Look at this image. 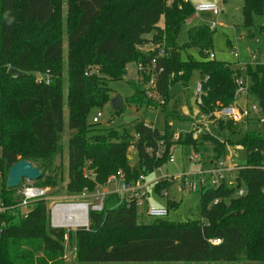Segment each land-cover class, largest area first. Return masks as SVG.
Returning a JSON list of instances; mask_svg holds the SVG:
<instances>
[{"label":"trees","instance_id":"1","mask_svg":"<svg viewBox=\"0 0 264 264\" xmlns=\"http://www.w3.org/2000/svg\"><path fill=\"white\" fill-rule=\"evenodd\" d=\"M57 1L0 0V194L6 204L20 200L19 187H8L7 178L10 167L21 159L41 170L37 186L58 185L54 160L64 151L61 136L66 107L70 129L67 190L72 194L80 195L86 187L94 191L96 184H106L121 169L128 183H136L140 167L147 174L161 166L175 144L185 150L195 147L193 151L200 154L210 148L211 160L224 159L233 143L230 137L222 140L211 132L195 136L193 128L176 138L171 125L162 134L144 120L136 123L135 134L114 128L98 130V123L89 122L94 109L111 102L109 80L122 78L130 63L152 66L153 59H157L158 73L155 89L164 104L147 97L140 86L129 102L155 103L167 118L184 119L177 102L170 106L174 99L170 89L177 82L187 86L197 67L202 80L208 76L198 103L201 113L211 115L235 103L236 78L243 76L225 61L207 55L213 48L210 25L199 24L189 31L187 46L199 48L205 55L203 61L182 57L185 49L177 35L195 14L190 1L75 0V9L66 16L59 12ZM242 12L245 26H253L254 16L264 14V0H244ZM64 27L68 28L69 47L67 97L59 65L64 55ZM160 47L165 48L164 55ZM11 65L26 75L10 74ZM46 72L51 81H38L39 74ZM247 76L251 80L248 98L264 112V65L248 66ZM256 124L264 126L257 116L239 121L220 116L219 130L230 135L244 132L237 144L247 150L248 162L237 169L235 187L225 180L217 188H200V219H155L139 224L136 203L113 192L105 196L102 210L90 209L89 225L73 232L53 226L47 198H39L26 213L0 214V264H65L67 240L77 241L82 248L80 264H264V129L252 128ZM161 139L166 151L158 157L149 149L156 150ZM132 146L140 167L130 164ZM87 168L93 171L92 177H85ZM167 181L161 179L158 186ZM241 187L247 193L234 196ZM215 199L219 202L212 204Z\"/></svg>","mask_w":264,"mask_h":264},{"label":"rangeland","instance_id":"2","mask_svg":"<svg viewBox=\"0 0 264 264\" xmlns=\"http://www.w3.org/2000/svg\"><path fill=\"white\" fill-rule=\"evenodd\" d=\"M193 5H197L204 2H213L216 0H188ZM244 0H227L222 4V12L215 16L211 13L203 14L202 18L196 16L181 27L178 35L177 42L183 47L182 57L183 59H193L194 61L201 62L205 58V55L201 52L199 48H191L187 46L189 41V31L191 28L199 24L211 25L212 22L217 23V27L213 28V48L210 52L215 53L217 60H222L228 63L232 69L238 70L242 73L243 77L249 79L247 76V67L251 66L255 68L258 64H262L261 60H253L252 53H264V14H256L253 18V26H245V19L242 12ZM59 12L66 16L68 10L75 9V0H63L57 1ZM67 27L63 30L64 39V55L61 62V67L63 68V91L65 96L68 94V57H69V47L67 42ZM40 75V74H39ZM140 75L138 73V65L136 63H130L126 66V72L120 79L109 80V86L112 89V97L120 94L125 103L123 109L120 113H116L110 102L104 108H96L92 111L89 116V122H93V117L98 115L99 112L102 113L100 121L98 122V127L100 129H110L114 128L119 132L123 133L125 131L135 134V125L139 120H144L148 124H152L157 128L160 133L166 131V125L172 126L175 135L181 133L190 132L195 126V130L199 131L195 136H202L206 132H211L222 140H226L230 137L233 142L228 145L226 150V159L228 164L234 166V170L227 173V183L232 182V186L237 185V169L239 167H244L248 162L247 150L242 145H238L237 142L244 136V132L230 135L226 130H219L217 123L219 120V113L216 109L214 114L205 115L199 110L198 104H196V88L198 83L202 80L201 70L199 68H194L192 70V75L189 82L184 85L182 82L175 83L170 89V97L174 98L170 102L173 105L174 102L178 103V108L183 109L185 106L189 110V118H179L175 119L173 117H168L166 111L163 108H158L155 103L152 105H147L146 103H134L129 102L127 99L136 94L138 87H142L145 93L151 91L154 93V87L149 81L139 84ZM147 97L148 94H147ZM150 98V97H149ZM239 103L243 106L249 105L250 108L256 103L250 98L247 99L245 96H240ZM189 103H192L193 107H189ZM192 109L193 112H192ZM183 112V111H182ZM184 113V112H183ZM187 115V114H186ZM184 117V116H183ZM192 117V118H191ZM206 117V121L203 119ZM69 110L68 107L65 109V125L64 132L61 136V143L64 146V151L58 155L54 160V170L58 173V185L56 187H45L47 190V201L49 206L52 207L56 202L60 203H72V202H89V212L93 206L100 204L101 199L94 194H109L113 192H118L124 186L122 180L110 181L111 177L118 172L112 174L108 182L104 185L96 184L93 188L94 191L89 187L85 189L88 190L87 197H80L78 194L69 193L67 190V184L69 182L68 178V144L70 138V129L68 126ZM203 120V121H201ZM195 121V122H194ZM205 122L207 124H205ZM207 125L209 128H207ZM252 128H262L264 126L261 124H256ZM177 147V149H175ZM181 147V148H178ZM196 148L184 149L183 146H178L177 144L170 147L171 153L174 155L176 162L165 161L161 166L149 171L145 174V179L139 180V186H147V191L149 196L145 200L143 205L137 207V221L139 224H150L155 219L147 213V208L151 204H157L162 206H167L169 208V214L162 218L173 222H183L186 220H195L201 218V189L187 191L183 189V182L179 179V175L186 172H194L199 170L201 163L207 164L208 161L214 157V153L210 150H200L202 154V162L199 164L192 163L188 159V153L190 154ZM170 153V154H171ZM1 154V148H0ZM129 161L131 165H138L137 151L133 148L129 150ZM140 167V166H139ZM140 176L144 174L143 169L140 167ZM167 177H174V182H164L160 183L161 179H166ZM197 178V177H196ZM36 180L24 179L22 185H33L37 186ZM2 180L0 178V190L2 189ZM132 184V183H131ZM229 184V183H228ZM230 185V184H229ZM21 186V185H20ZM19 186V187H20ZM43 188V187H42ZM98 188L97 190H95ZM237 193L234 194L236 196ZM50 223L52 221V215L50 218ZM53 225V224H52ZM57 225V224H56ZM89 225V222H88ZM88 225H75V226H64L60 225L68 231L71 230L75 232L78 228L87 227ZM57 227V226H56ZM81 254H83L82 248L77 245V241L67 240L64 244V262L65 264H80Z\"/></svg>","mask_w":264,"mask_h":264},{"label":"built area","instance_id":"3","mask_svg":"<svg viewBox=\"0 0 264 264\" xmlns=\"http://www.w3.org/2000/svg\"><path fill=\"white\" fill-rule=\"evenodd\" d=\"M226 0H216L213 2H204L197 5H194L195 7V14L192 18L189 20L195 18L196 16H200L202 18L203 14L205 13H211L215 16L219 15L222 12V4L225 3ZM172 0L169 1V4H171ZM212 28L217 27V23L212 22L210 25ZM159 53L161 55H164L166 53L165 48L160 47ZM207 55L211 59H215L216 55L213 52H207ZM252 59L253 60H261L262 64L264 65V53H258L253 52L252 53ZM157 63V59L152 60V66L148 65L145 66L142 63L137 64L138 65V73L140 75V79H144L146 76L149 77V82L154 87V93L151 91L147 92L148 96L150 98H153L155 101H157L159 104H164L165 99L163 96L158 94L155 87L157 84V71L155 64ZM208 79V76L204 80H201L196 88V104L201 102V94L203 93V83L205 80ZM141 80V81H142ZM38 81H45L46 83H49L51 81V76L49 72H46L44 74H41L38 76ZM236 84H237V91H236V101L235 103L229 105V106H222L218 113L220 116H225L234 119L235 121L242 120L245 116H257L260 119V122L264 124V112L261 109V106L258 103H255L252 108L249 107L247 104L246 106L241 105L239 101L240 96H245V98L249 99V91H250V83L248 80H246L244 77H237L236 78ZM240 107H242V112L240 111ZM102 116V113L99 112L98 115L93 117V122L98 123L100 121V117ZM219 116V117H220ZM204 121H206V117L204 118ZM205 124H207L205 122ZM195 127V126H194ZM176 138L179 137V135H175ZM138 138V134L136 135ZM133 149H135L134 146H132ZM150 152L155 153L156 156L160 157L165 154L166 151V143L164 139L159 140L157 149L150 148ZM188 159L192 163H198L202 162V155L198 152L192 151L190 154L187 155ZM170 162H176V159L174 155L171 153ZM201 167L199 170L194 172H182L179 175V179L181 182H183V189H186L187 191L192 190H198L199 188H203L205 186H213V187H219L223 181H227V173L230 171H233L235 168L230 163L228 164L226 159H220L217 161L211 160L210 163L204 164L201 163ZM93 176V171L91 169H85V177L89 178ZM197 177V178H196ZM122 180L123 182L126 181L125 179V173L121 169L118 171V174H115L111 177L110 181L113 180ZM145 179V174L139 178V180ZM167 179L170 182H174V177H167ZM139 180L136 183H126L124 182V186L122 189L118 190V193L122 197H127L129 200H133L136 203V206L143 205L145 200H147L149 196V192L147 191V186H139ZM230 186H232V182H228ZM98 189V188H97ZM18 193L20 195V200L13 204H6V202L3 200L1 194H0V214L3 213H11V214H17L18 211H21L22 213H26L29 208L31 207L32 203L39 199V198H46L47 196V190L39 187V186H33V185H22L19 187ZM88 190L84 189V191L79 195L80 197H87L88 196ZM247 193V189L245 187H241L237 189V196H244ZM95 196L99 197L101 199V203L93 206L92 209L95 210H102L103 209V200L107 194H94ZM219 202V199H215L212 204H217ZM78 205V204H85L89 208V202H72V203H60L56 202V204L52 207L51 215H52V221L55 224V213L56 208L59 205ZM147 213L157 219H162L166 217L169 214V208L167 206L162 205H156L151 204L147 208ZM56 225V224H55ZM220 239H217L215 242H220Z\"/></svg>","mask_w":264,"mask_h":264},{"label":"water","instance_id":"4","mask_svg":"<svg viewBox=\"0 0 264 264\" xmlns=\"http://www.w3.org/2000/svg\"><path fill=\"white\" fill-rule=\"evenodd\" d=\"M9 73L14 76L26 75V72L19 70L13 65L9 67ZM111 103L115 110H119L121 107H123L125 100L120 94H117L112 97ZM239 108L240 111L242 112L243 111L242 107L239 106ZM41 176H42L41 170L38 167H36L31 161H28L26 159H21L10 167L7 178V186L12 188H17L21 185L24 179L39 180ZM86 207H87V222L86 224H84V226L88 225L89 222V208L87 205ZM52 224L53 226L59 227V225H55L54 222ZM0 236H1V231H0Z\"/></svg>","mask_w":264,"mask_h":264},{"label":"bare ground","instance_id":"5","mask_svg":"<svg viewBox=\"0 0 264 264\" xmlns=\"http://www.w3.org/2000/svg\"><path fill=\"white\" fill-rule=\"evenodd\" d=\"M55 224L64 226H81L87 222V207L85 204L59 205L56 208Z\"/></svg>","mask_w":264,"mask_h":264},{"label":"crops","instance_id":"6","mask_svg":"<svg viewBox=\"0 0 264 264\" xmlns=\"http://www.w3.org/2000/svg\"><path fill=\"white\" fill-rule=\"evenodd\" d=\"M226 1H227V0H226ZM226 1H225V2H226ZM143 49L145 50V48H143ZM246 79H247V78H246ZM247 80L249 81V79H247ZM189 105H190L189 107H193V106H192V103H189ZM181 108H182V107L178 108V111H179L180 115H182V116H184V117H186V118H189V117H187V116H190V115H189V114H190V113H189V110H188L185 106H183V109H182V111L184 112V113H183V112L181 111ZM193 110H194V109H192V112H193ZM186 114H187V115H186ZM191 118H192V117H191ZM203 120H204V119H203ZM203 120H201V121H203ZM194 122H195V121H194ZM192 128H195V127H194V124H193V127H192ZM207 128H209L208 125H207ZM198 132H199V131H197V133H198ZM178 148H181V147H178ZM175 149H177V147H176ZM156 205H157V204H156Z\"/></svg>","mask_w":264,"mask_h":264}]
</instances>
